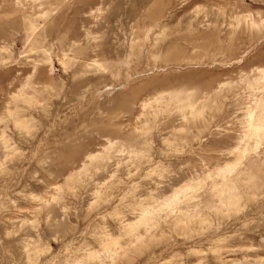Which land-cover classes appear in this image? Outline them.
Here are the masks:
<instances>
[{"label": "rangeland", "instance_id": "obj_1", "mask_svg": "<svg viewBox=\"0 0 264 264\" xmlns=\"http://www.w3.org/2000/svg\"><path fill=\"white\" fill-rule=\"evenodd\" d=\"M257 124L264 0H0V264H264Z\"/></svg>", "mask_w": 264, "mask_h": 264}, {"label": "bare ground", "instance_id": "obj_2", "mask_svg": "<svg viewBox=\"0 0 264 264\" xmlns=\"http://www.w3.org/2000/svg\"><path fill=\"white\" fill-rule=\"evenodd\" d=\"M259 123V122H258ZM262 124V123H261ZM258 125V124H257ZM254 126L253 127V130H254V135L258 136L260 133H263V129H262V126L261 125H258V126ZM252 133V131H251ZM264 135V134H263ZM256 146V145H255Z\"/></svg>", "mask_w": 264, "mask_h": 264}]
</instances>
